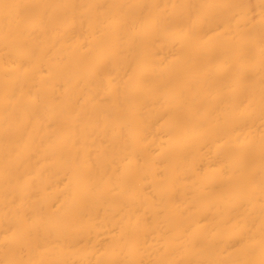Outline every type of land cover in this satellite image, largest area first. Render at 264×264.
<instances>
[{"label":"bare ground","instance_id":"6f19581e","mask_svg":"<svg viewBox=\"0 0 264 264\" xmlns=\"http://www.w3.org/2000/svg\"><path fill=\"white\" fill-rule=\"evenodd\" d=\"M0 264H264V0H0Z\"/></svg>","mask_w":264,"mask_h":264}]
</instances>
